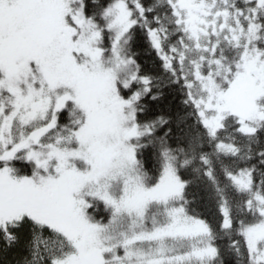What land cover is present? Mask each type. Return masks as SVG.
I'll list each match as a JSON object with an SVG mask.
<instances>
[{
    "label": "snow or ice",
    "instance_id": "obj_1",
    "mask_svg": "<svg viewBox=\"0 0 264 264\" xmlns=\"http://www.w3.org/2000/svg\"><path fill=\"white\" fill-rule=\"evenodd\" d=\"M0 264H264V0H0Z\"/></svg>",
    "mask_w": 264,
    "mask_h": 264
}]
</instances>
